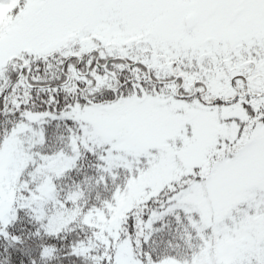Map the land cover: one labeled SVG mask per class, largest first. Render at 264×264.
<instances>
[{
  "label": "snow or ice",
  "instance_id": "obj_1",
  "mask_svg": "<svg viewBox=\"0 0 264 264\" xmlns=\"http://www.w3.org/2000/svg\"><path fill=\"white\" fill-rule=\"evenodd\" d=\"M0 264H264V0H0Z\"/></svg>",
  "mask_w": 264,
  "mask_h": 264
}]
</instances>
